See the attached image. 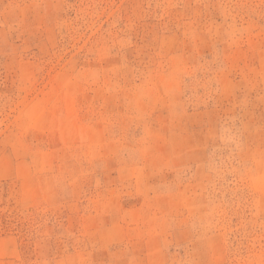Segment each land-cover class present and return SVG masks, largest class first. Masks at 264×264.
Segmentation results:
<instances>
[{
    "label": "rangeland",
    "instance_id": "1",
    "mask_svg": "<svg viewBox=\"0 0 264 264\" xmlns=\"http://www.w3.org/2000/svg\"><path fill=\"white\" fill-rule=\"evenodd\" d=\"M0 264H264V0H0Z\"/></svg>",
    "mask_w": 264,
    "mask_h": 264
}]
</instances>
